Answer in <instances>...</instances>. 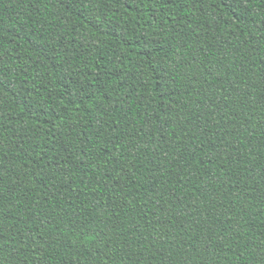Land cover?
Returning <instances> with one entry per match:
<instances>
[{
	"label": "trees",
	"instance_id": "1",
	"mask_svg": "<svg viewBox=\"0 0 264 264\" xmlns=\"http://www.w3.org/2000/svg\"><path fill=\"white\" fill-rule=\"evenodd\" d=\"M0 264H264V0H0Z\"/></svg>",
	"mask_w": 264,
	"mask_h": 264
}]
</instances>
